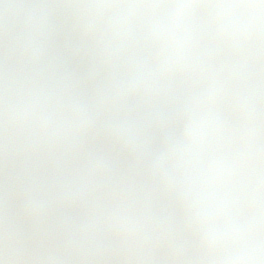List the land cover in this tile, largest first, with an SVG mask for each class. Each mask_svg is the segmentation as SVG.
<instances>
[{
    "label": "rangeland",
    "instance_id": "1",
    "mask_svg": "<svg viewBox=\"0 0 264 264\" xmlns=\"http://www.w3.org/2000/svg\"><path fill=\"white\" fill-rule=\"evenodd\" d=\"M238 1L253 19L232 45L216 23L224 0H0V264H180L189 243L183 264H264V0ZM180 17L216 35V66L175 34ZM137 20L162 47L128 45ZM112 40L126 44L118 58ZM65 49L95 67L53 84L48 61ZM170 70L192 98L185 120ZM112 158L118 191L74 220L70 190Z\"/></svg>",
    "mask_w": 264,
    "mask_h": 264
},
{
    "label": "water",
    "instance_id": "2",
    "mask_svg": "<svg viewBox=\"0 0 264 264\" xmlns=\"http://www.w3.org/2000/svg\"><path fill=\"white\" fill-rule=\"evenodd\" d=\"M228 16L231 17L229 19V30L231 33L230 39L232 42H236L240 40L247 32L250 16L245 8H239V10L229 13ZM177 30L180 32L198 34L209 45L207 49H204L200 52V59L208 67L216 64L218 56L217 50L214 47V36L211 32L201 27L192 28L190 21L186 19L179 20ZM127 34L131 40H134L141 45H148L151 49L158 48L161 45L163 39L162 34L159 31L151 28L145 23L132 24L127 29ZM123 49L124 46L122 44L112 43V52L114 56L121 55ZM93 61V57L89 55L80 56L64 53L53 59V61L50 63V70L54 77H60L78 69L81 66H93ZM170 78L172 81L170 85L176 89V92L171 95L172 105L177 110L178 116L185 118L188 115L190 109V101L188 100L186 89L182 85L181 78L177 73L171 72ZM114 164L116 163L114 162ZM112 168L115 169V167ZM105 173L112 174L110 170H107ZM99 187L100 183H98V187L96 188L93 186L86 188L78 187L73 191L71 198L69 199L68 206L72 210L74 217L79 216L80 205L86 201L90 194H95L96 189ZM193 249V245L184 248L180 253V257L184 259L189 258L193 253ZM147 264L164 263L161 260H152Z\"/></svg>",
    "mask_w": 264,
    "mask_h": 264
}]
</instances>
